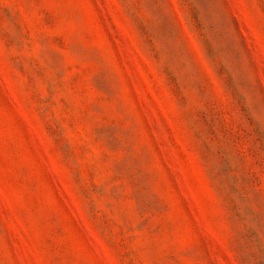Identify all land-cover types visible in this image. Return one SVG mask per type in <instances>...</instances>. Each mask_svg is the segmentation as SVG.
<instances>
[{
  "label": "rangeland",
  "instance_id": "1",
  "mask_svg": "<svg viewBox=\"0 0 264 264\" xmlns=\"http://www.w3.org/2000/svg\"><path fill=\"white\" fill-rule=\"evenodd\" d=\"M0 264H264V0H0Z\"/></svg>",
  "mask_w": 264,
  "mask_h": 264
}]
</instances>
